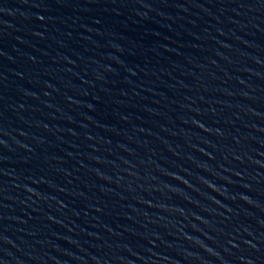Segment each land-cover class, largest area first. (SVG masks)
<instances>
[{"label": "water", "instance_id": "95a60500", "mask_svg": "<svg viewBox=\"0 0 264 264\" xmlns=\"http://www.w3.org/2000/svg\"><path fill=\"white\" fill-rule=\"evenodd\" d=\"M0 264H264V0H0Z\"/></svg>", "mask_w": 264, "mask_h": 264}]
</instances>
